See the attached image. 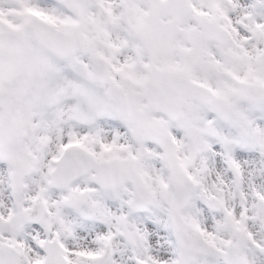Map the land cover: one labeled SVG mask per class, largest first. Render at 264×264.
Returning a JSON list of instances; mask_svg holds the SVG:
<instances>
[{"label":"snow or ice","instance_id":"6c2138e0","mask_svg":"<svg viewBox=\"0 0 264 264\" xmlns=\"http://www.w3.org/2000/svg\"><path fill=\"white\" fill-rule=\"evenodd\" d=\"M0 264H264V0H0Z\"/></svg>","mask_w":264,"mask_h":264}]
</instances>
